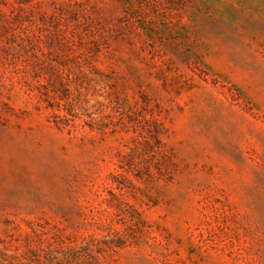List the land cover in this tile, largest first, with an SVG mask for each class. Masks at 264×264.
Masks as SVG:
<instances>
[{"label":"rangeland","instance_id":"1","mask_svg":"<svg viewBox=\"0 0 264 264\" xmlns=\"http://www.w3.org/2000/svg\"><path fill=\"white\" fill-rule=\"evenodd\" d=\"M4 247L264 264V0H0Z\"/></svg>","mask_w":264,"mask_h":264},{"label":"trees","instance_id":"2","mask_svg":"<svg viewBox=\"0 0 264 264\" xmlns=\"http://www.w3.org/2000/svg\"><path fill=\"white\" fill-rule=\"evenodd\" d=\"M30 1V0H26ZM114 179H118L117 176ZM0 264H27L25 260H21L15 256V249H10L9 247H4L0 249Z\"/></svg>","mask_w":264,"mask_h":264}]
</instances>
